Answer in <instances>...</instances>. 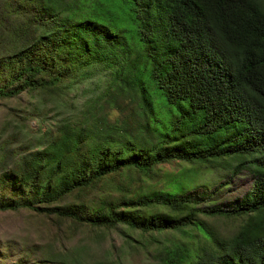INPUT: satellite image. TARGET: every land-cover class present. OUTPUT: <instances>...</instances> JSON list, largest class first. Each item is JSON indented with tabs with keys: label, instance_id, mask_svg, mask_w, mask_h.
<instances>
[{
	"label": "trees",
	"instance_id": "16d2710c",
	"mask_svg": "<svg viewBox=\"0 0 264 264\" xmlns=\"http://www.w3.org/2000/svg\"><path fill=\"white\" fill-rule=\"evenodd\" d=\"M95 78L112 89L79 107L70 91ZM23 93L64 111L36 149L0 148V212L96 236L123 225L160 245L154 264H264V0H0V101ZM117 96L131 111L110 121ZM173 160L241 168L251 185L223 201L219 184L197 191L190 167L128 183ZM208 217L240 223L225 235ZM22 249L33 262L18 264H88L78 248Z\"/></svg>",
	"mask_w": 264,
	"mask_h": 264
},
{
	"label": "rangeland",
	"instance_id": "374dc122",
	"mask_svg": "<svg viewBox=\"0 0 264 264\" xmlns=\"http://www.w3.org/2000/svg\"><path fill=\"white\" fill-rule=\"evenodd\" d=\"M111 89L108 87L106 78L103 80L95 78L75 85V88L70 91V96L77 93L74 102L75 104L80 103V105L78 104L79 107L84 108L82 102L86 98L90 96L97 98L107 91L110 92ZM53 95L43 93L30 97L23 93L17 98L1 100L0 148L17 149L21 147L22 151L36 149L37 145L34 146V139H38L42 132L63 116L64 110L56 105L59 103ZM116 99H118L117 103L121 109H113L107 106L103 110L110 121L116 117H124L131 111V104L127 102L126 98L117 96ZM33 113L38 115V118L33 116ZM185 167L193 168L196 172L192 178L195 180V184H198L196 186L197 191H208V187L214 189L219 184V194L223 201L243 195L251 185V175L244 169L238 168L233 171L224 168L212 169L208 164H187L177 160L157 165L151 174L152 179L143 182L135 176L134 179L128 178V183L133 184V186L148 185L149 183L153 186H160L163 180L170 178L180 168ZM155 180L157 183L152 184V181ZM109 181L105 180L99 184L101 188L98 189V193L110 189ZM93 192L89 193V198H92L90 195ZM71 201L72 199H65L64 202ZM205 220L225 235H231L240 223V220L234 218L208 217ZM98 233L96 236V230H87L70 220H57L54 216L47 218L31 211L0 212V257L3 255L2 250L8 249L5 253L6 257L1 260L0 264H18L16 261L21 259L20 255L23 257L20 261L31 263L33 258L28 259V256L22 252V248L39 244L64 251L78 248L82 252L84 261L88 264L96 263L98 260L107 262L109 259L119 258L122 264L155 263L153 254L160 249V245L154 241L146 242L148 236H143L139 231L118 225L116 228L99 230ZM127 233L131 235L130 238L126 236ZM155 235L161 240L171 236L167 233ZM111 246L115 249L113 252L110 251Z\"/></svg>",
	"mask_w": 264,
	"mask_h": 264
}]
</instances>
